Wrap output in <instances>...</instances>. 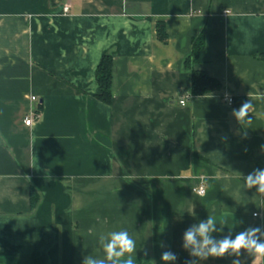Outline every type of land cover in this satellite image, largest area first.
I'll return each mask as SVG.
<instances>
[{
	"label": "crops",
	"instance_id": "0c3cea01",
	"mask_svg": "<svg viewBox=\"0 0 264 264\" xmlns=\"http://www.w3.org/2000/svg\"><path fill=\"white\" fill-rule=\"evenodd\" d=\"M105 55L110 105L95 81ZM192 70L220 88L190 95ZM248 100L240 124L232 111ZM262 146L264 0H0V264H83L120 230L134 264H164L169 250L185 264L183 234L208 216L227 221L217 239L264 227V194L244 182L264 169Z\"/></svg>",
	"mask_w": 264,
	"mask_h": 264
},
{
	"label": "clouds",
	"instance_id": "9594fccd",
	"mask_svg": "<svg viewBox=\"0 0 264 264\" xmlns=\"http://www.w3.org/2000/svg\"><path fill=\"white\" fill-rule=\"evenodd\" d=\"M253 105L250 100L245 101L238 109H233L232 115L243 124H251L249 116ZM264 147V146H262ZM245 187L257 188L258 193L264 194V169H255L244 177ZM254 216L259 213H253ZM221 228H217V224ZM226 219H218L215 216H208L188 227L183 234L182 247L189 252L194 259L186 261L185 264H198L206 261L209 257L223 258L235 256L232 264H241L239 257L243 252L252 256L253 260L264 258V227H249L233 237L231 229L222 238H215L214 232L222 231L226 225ZM99 244L102 249L103 258L88 255L83 259V264H134L133 254L136 253V242L129 235L127 230L111 231L99 236ZM178 259L172 251H164L161 260L164 264H174Z\"/></svg>",
	"mask_w": 264,
	"mask_h": 264
},
{
	"label": "trees",
	"instance_id": "16d2710c",
	"mask_svg": "<svg viewBox=\"0 0 264 264\" xmlns=\"http://www.w3.org/2000/svg\"><path fill=\"white\" fill-rule=\"evenodd\" d=\"M157 39L160 42H166L167 35L165 32V27L162 23H157L156 25ZM191 53L189 57L185 60V66L193 65L197 63L204 47L205 42L202 37L197 38L192 41ZM95 81L99 87V95L97 99L105 105H110L112 101L113 94V84H114V63L110 56L105 55L100 60L96 71H95ZM220 88L218 81L208 77L205 73L192 70L190 73V95L192 96H203ZM41 107H39V110ZM37 205V194L35 190H30V207L34 210Z\"/></svg>",
	"mask_w": 264,
	"mask_h": 264
},
{
	"label": "built area",
	"instance_id": "2783aa9c",
	"mask_svg": "<svg viewBox=\"0 0 264 264\" xmlns=\"http://www.w3.org/2000/svg\"><path fill=\"white\" fill-rule=\"evenodd\" d=\"M63 11H64V13L66 14V13L68 12V8L65 7ZM223 14H224V15H228V12H224ZM31 100L34 101L35 98H31ZM185 100H186V98L184 97V98H182V99L179 101V106H180V107H185V102H186ZM227 102H228L229 104H231V103H232V100H231V99H228ZM36 117H37V115H36ZM32 122H33V118L25 119V121H24V125H25L26 127H29V126L31 125ZM202 180H203V179H201V181H200V183H199L198 186H196L195 188L192 189L193 193H195V194H196L197 196H199V197H204L205 194H206V187H205L204 182H203Z\"/></svg>",
	"mask_w": 264,
	"mask_h": 264
}]
</instances>
